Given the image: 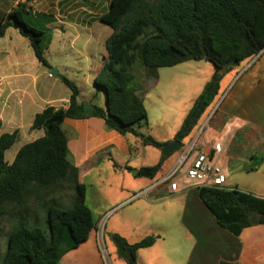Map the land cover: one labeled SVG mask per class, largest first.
Returning <instances> with one entry per match:
<instances>
[{
    "label": "crops",
    "instance_id": "crops-1",
    "mask_svg": "<svg viewBox=\"0 0 264 264\" xmlns=\"http://www.w3.org/2000/svg\"><path fill=\"white\" fill-rule=\"evenodd\" d=\"M72 1L3 0L0 5L1 14L24 7L31 18L34 16L33 25L46 28L50 35L46 59L51 69L38 61L30 41L15 28H9L5 36L0 37V136L18 132L23 146L45 136L44 130H32L38 114L50 106L68 108L72 92L59 77H66L60 70V53L66 55L67 49L72 51L79 69L89 74L86 81L90 87L88 95H84L82 87L77 84L80 102L94 105L92 101L98 99L99 94L105 96L104 92H97L94 84L104 59L98 61L97 55L103 50L99 51V37L92 31L96 23H101L99 18L109 6L98 10L91 1L89 5ZM61 7H66L64 12ZM67 27L76 28L73 37L67 36ZM112 34L113 30L107 36L103 29L101 41L104 45ZM51 52L56 55L52 60L49 58ZM184 64L160 69L158 80L148 82L151 88L144 97V104L148 114L146 126L152 128V133L140 132L159 143L175 141L176 134L213 76H206L202 84L191 74V77H184L189 74ZM54 68L58 69V76L52 75ZM144 82L141 79V84ZM186 83L197 88L188 93V100L184 103L164 99L160 94L157 98L154 95V91L164 86L182 90ZM221 89L224 92L220 97L224 96V99L218 111L203 133L200 130L205 122L201 127L198 122L192 134L182 142L183 146L188 144L192 135L194 138L199 136L197 150L215 156L214 146L221 144L223 152L218 157V163L227 176L224 188L239 189L264 198V180L259 175L264 168V51L251 65L244 63L226 73L219 95ZM147 100H152L150 105L154 118L150 116ZM218 102L214 104L217 106ZM103 107L106 109V104ZM168 125L170 128L166 127ZM62 129L68 138L69 160L79 170V180L86 186V204L93 213L96 228L87 241L65 254L59 264H105L99 251L98 230L108 209L119 207L129 209L108 220L104 228L105 244L106 238L112 240L114 234L120 235L129 244L151 236L158 238L152 247L137 252L138 264H264V226L245 229L240 236L222 229L201 201L199 185L183 177L178 181L177 192L170 191L167 184L151 189L176 166L185 150L183 146L165 156L159 173L154 179H149L139 177L138 173L142 168L156 166L164 157L162 150L155 148L156 151H153L150 149L153 147L145 146L139 137L132 134L121 135L109 130L105 120L99 117L67 119ZM241 137L259 138L256 149L263 154L260 161V156L255 153L249 158L229 159L228 150L233 140L237 142ZM17 153L9 164L14 162ZM226 159L227 165L224 164ZM252 174L262 177L260 183L245 178ZM144 192L148 193L147 197L135 200L136 195ZM73 197L74 191L69 206L64 208L73 205Z\"/></svg>",
    "mask_w": 264,
    "mask_h": 264
},
{
    "label": "trees",
    "instance_id": "trees-1",
    "mask_svg": "<svg viewBox=\"0 0 264 264\" xmlns=\"http://www.w3.org/2000/svg\"><path fill=\"white\" fill-rule=\"evenodd\" d=\"M25 14L30 12L24 7L0 13V37L15 28L30 41L38 61L51 69L46 59L49 31L28 23ZM99 21L113 30L106 43L107 57L94 81L97 92L107 95L108 111L96 107L86 112L77 85L60 75L72 95L67 109L50 106L35 117L32 130H44L45 136L23 146L12 164L5 155L19 140V133L0 136V214L6 207L27 210L30 196L42 190L62 188L65 183L74 190L70 208L57 203L45 208L46 230L29 225L26 216L21 215L7 236L5 253L0 252V264H59L96 228L86 204V186L69 160L68 138L62 129L67 119L99 117L109 130L132 134L145 146L162 150L166 144L138 130L142 123L147 125L144 97L151 88L148 82L158 80L160 69L189 61H207L215 68L175 136L176 141L183 142L198 124H193V119L200 107H209L218 100L225 65L237 60L240 66L264 51V0H111ZM137 62L145 73L144 84L134 73ZM165 159L162 157L154 167L142 168L138 176L154 179ZM199 194L218 226L235 236L256 225L264 226V198L227 188H201ZM157 240L151 236L129 244L120 235H112L120 256L127 261L136 260L139 250L152 247Z\"/></svg>",
    "mask_w": 264,
    "mask_h": 264
},
{
    "label": "rangeland",
    "instance_id": "rangeland-1",
    "mask_svg": "<svg viewBox=\"0 0 264 264\" xmlns=\"http://www.w3.org/2000/svg\"><path fill=\"white\" fill-rule=\"evenodd\" d=\"M90 1L92 2L94 6H97L99 10V8H102L103 6H109V3L111 0H73L72 3L79 2L81 5H89L91 4ZM61 8H62L61 9L62 12H64L66 9V7H61ZM33 17L34 16H32L31 18L30 15L25 14L24 19L28 23L33 24L32 22ZM103 29L106 30L107 36H109V34L112 33V29L110 27L103 25L101 23H96L92 31L93 34L99 37L98 39L99 42L97 43L98 44L97 47L99 51L103 50L102 53L97 55L98 61L100 62H102V60L107 57L106 45H104V43H102L101 41ZM75 33H76L75 27H70V28L67 27V36L73 37ZM65 47L66 46H64V48ZM55 57L56 55L53 54V52H51L49 55V58L52 60ZM60 66H62L60 69L61 73L65 74L67 78L75 82L76 85L79 84L82 87L84 95H88L90 87L87 86L86 81H87V77L89 76V74L88 72L81 71V69H79V66L77 65V60L74 57L72 51H70L69 49L66 50V55L60 53ZM63 66H66L65 68H66L67 73H65L66 71H65V68H63ZM184 67H188L189 74H186L183 76L191 77L192 75L194 78H199L201 81V84L206 76H209V78H211L210 76L214 74L215 72L214 66L210 62H207V61H202L200 63L187 62L184 64ZM53 70H58V69L54 68ZM134 73L139 79H142V80L144 79L145 73L139 62H137L136 66L134 67ZM91 76H93V74H91ZM185 86L186 87L184 88L181 87L182 90H171L169 86H164L154 91L155 93L154 95L157 98L160 94L163 96L164 99H174L175 103H184V101L188 100V93H190L191 91H194V89L197 88L196 85H191L189 83H186ZM223 92H224V89L223 90L221 89V94L219 95V97L223 94ZM99 95L100 97L98 99H94L92 101L94 104L92 106L94 107L97 106L98 108H104L103 106H105L106 104V98L105 96L102 97V94H99ZM151 101L152 100H147L146 103H147V106L149 107L151 118H154V111L150 105ZM218 107L219 106L216 107V104L207 107L205 113L202 115L201 119L199 120V127H201L204 124V122L207 121L209 117H211V119L214 117V115L218 111ZM171 125L172 123H170V126ZM170 126L168 125L166 127L170 128ZM138 130L141 132H145V133L147 131H150L152 133V128L149 127L148 129L145 123H142V126L138 128ZM192 139H194L193 135L190 139H188V142L191 141ZM236 141L237 142H234L233 140L231 149L228 150L230 160L232 159L237 160L239 158L240 159L249 158V156L252 153L258 154V156H260L258 161L261 160V156L263 154H259L258 153L259 150L256 149L257 145L260 142L259 138L251 139V138L241 137L240 139H237ZM22 146H23V141L21 140L17 141L16 144L10 150L7 151L6 161L10 162L13 159V156L15 155V153H17L20 150L19 148H21ZM150 149H153V151H156L154 150L155 148H150ZM162 153H163V150H162ZM224 164L226 165L228 164V159L224 161ZM260 173L261 174L259 175H262L263 178L256 174L245 176V178H248L255 183H260L261 178L264 180V168L261 169ZM227 174L230 175V173H227ZM231 180H234V177H231ZM159 181H161V179H159L158 182ZM73 191L74 190L72 188V185L70 183H65L62 188H55V189L48 190V191L42 190L39 195H36V194L31 195L29 198V202L27 204V210L16 209L12 207L4 208L3 210L4 214H0V252L2 254L5 253L6 248H7V236L15 228V226H17L18 221L21 218L22 214L26 216L27 222L29 223V225H38L46 230L47 225L45 221V208L52 203H57L59 204V206L61 203V206L63 208L68 207L69 206L68 202L71 200ZM135 194H138V192H136ZM147 195L148 193L141 194V196L135 198V200L143 196L147 197ZM122 208L123 207H119L115 209L114 208L108 209V211L104 214V219L102 221V224L104 225V227L106 226V223L112 216L116 218L119 214L123 213L124 211L126 212L127 209H129V208L122 209ZM106 243L107 244H104V247H103V249L106 250L105 255H103L101 247L99 249L101 257L104 260L105 264H118L119 262L129 264L130 260L127 261L126 259L120 256L118 249L115 246L114 242L110 240L108 237L106 238Z\"/></svg>",
    "mask_w": 264,
    "mask_h": 264
},
{
    "label": "built area",
    "instance_id": "built-area-1",
    "mask_svg": "<svg viewBox=\"0 0 264 264\" xmlns=\"http://www.w3.org/2000/svg\"><path fill=\"white\" fill-rule=\"evenodd\" d=\"M259 56V55H258ZM255 57L248 63L250 65L255 62L258 58ZM223 97H219L220 100L217 104L219 106L223 101ZM216 106V107H217ZM211 117L207 119L205 124L201 127V133L204 132L206 126L209 124ZM199 136L188 142L183 149H185L178 160L176 166L172 171L163 177L161 181L154 184L151 189H155L158 185H169L170 191L177 192L178 181L180 178H185L189 181H194L199 185V188H224L227 182V176L221 166L218 163V157L223 152V147L221 144H216L214 146L215 156H210L204 152L197 150ZM150 189V190H151ZM148 192V191H147ZM147 192L141 193L146 194ZM141 194L136 195L135 198L141 196ZM104 225L101 223L98 230V239L100 242V247L102 249L103 255H105L104 247Z\"/></svg>",
    "mask_w": 264,
    "mask_h": 264
},
{
    "label": "water",
    "instance_id": "water-1",
    "mask_svg": "<svg viewBox=\"0 0 264 264\" xmlns=\"http://www.w3.org/2000/svg\"><path fill=\"white\" fill-rule=\"evenodd\" d=\"M238 67H239L238 61L237 60H233V61H230L229 63H227L225 65L223 72L224 73H228L229 69H231V68L232 69H236ZM52 75L53 76H58L59 73H58L57 70H53L52 71ZM105 98H106V110L108 111L107 95L106 94H105ZM84 109H85L86 112H93V111L96 110V107H94V106L90 105L89 103L85 102L84 103ZM206 109H207L206 104H203L200 107V109L198 110L197 114L195 115V117L193 119V124L199 122V120L201 119L202 115L205 113ZM182 145H183L182 142L176 141V140L175 141H172L171 143L166 144L165 147L162 149L163 150V155L164 156H167V157L170 156L171 153L174 150L182 147ZM253 222H254V224H257V220L256 219H254ZM129 264H138V263H137V261L135 259H131L129 261Z\"/></svg>",
    "mask_w": 264,
    "mask_h": 264
}]
</instances>
